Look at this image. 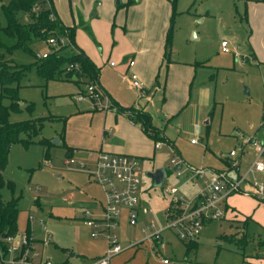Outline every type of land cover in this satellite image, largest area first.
Masks as SVG:
<instances>
[{"label":"rangeland","instance_id":"374dc122","mask_svg":"<svg viewBox=\"0 0 264 264\" xmlns=\"http://www.w3.org/2000/svg\"><path fill=\"white\" fill-rule=\"evenodd\" d=\"M52 4L63 23L73 24L77 33L83 31L86 36L91 31L84 29L83 23H88L90 12L94 13L92 17H99L94 21L101 32L98 44L94 43L97 52L113 45L111 53L115 54L125 42L134 46L132 51L135 56L140 55L146 73H153L147 81L137 75L141 89L134 88L139 94L140 90L146 93L139 96L136 105L146 108L160 122L162 135L167 132L175 143V151L162 140H158L161 145L154 150L153 142L143 138H134L130 144V151L140 154V204L151 212L140 215L134 225L127 222L125 211L122 212L116 232L120 245L129 247L114 255L110 264H239L243 257L264 259V200L249 196H245L242 206L235 204L241 212L229 203V210L225 211L224 202L221 203L224 216L204 224L197 248L187 255L186 240L177 238L171 229L161 234V252L154 249V240L149 238L135 244L145 235L141 231L145 224L166 222L165 208L173 198L181 194L188 200L196 191L191 180L175 174L172 157L195 167L225 168V161L231 158L230 149L239 153L243 146L240 156L250 163L252 148L245 141L250 137L264 139V5L259 0H52ZM0 20L4 24L1 12ZM171 23V45L164 58L163 43ZM122 33H126V40ZM222 39L226 40L228 51L221 50ZM32 49L34 54L20 48L4 52L6 59L27 65L19 87L21 110L11 111L8 119L44 117L43 126L29 146L20 142L10 145L1 170L4 181L0 192L3 200L18 197L17 238L26 235V228H30L26 238H30L38 253L36 260L42 257L55 264H86L106 248L105 238L92 237L82 218L83 209L103 202L100 184L88 174L95 162L88 147L95 142L98 147L101 137L105 139L103 130L109 132L108 122H113V116L103 100L93 106L88 98L81 102L73 98L79 89L86 88L87 78L81 76L76 82L45 80L33 61L47 52V44L38 41ZM100 75L103 80L109 77L102 70ZM190 81L191 100L180 110L190 99ZM201 86H205L202 100L195 96ZM0 102L7 105L9 99L0 95ZM30 102L32 111L25 107ZM176 111L177 122L159 116ZM195 125L196 134L203 139L193 144L189 139L196 135ZM39 138L49 139V145L44 146ZM109 141L120 142L115 137ZM63 143L74 150L71 164L65 163ZM157 166L168 170L160 186H154L152 179L145 176V171ZM9 182L13 183V191ZM169 186L177 191L166 192ZM236 194L226 199L231 202V196ZM249 213L255 218H250ZM245 226L244 245L225 239L241 234ZM48 233L49 241L43 244ZM162 256L169 263H162ZM7 258L4 256L3 261Z\"/></svg>","mask_w":264,"mask_h":264},{"label":"built area","instance_id":"2783aa9c","mask_svg":"<svg viewBox=\"0 0 264 264\" xmlns=\"http://www.w3.org/2000/svg\"><path fill=\"white\" fill-rule=\"evenodd\" d=\"M49 17L53 19L54 13L50 12ZM46 42L54 44L56 48L62 45L72 46L71 42L64 37L59 38V42H57L56 38L51 36L46 39ZM220 45L222 51H228L225 39L221 40ZM45 55L46 53L41 56ZM109 63L114 64L113 61ZM128 64L131 66L132 61L130 60ZM73 67H77V64H68L66 70ZM127 79L132 87L141 89L135 72L129 70ZM144 93H146L144 90H140L141 95ZM74 98L78 101L88 98L93 103H100L103 100L107 103L105 107L110 108L108 96L96 82L87 83L86 88L75 94ZM250 138L245 143L250 142L253 157L247 168L241 173L240 155L244 152L243 146L240 147L239 153L236 149L229 150L231 158L227 159L229 168L226 169L193 167L182 159L172 157L170 162L175 167V174L181 176L183 173H187L188 179L196 186V191L188 200L183 199L181 194L173 198L164 212L166 222L161 225H156L153 221L145 224L141 228V231L145 232L142 238L154 240L156 246L154 249L161 252V244L157 245L156 242H159L163 231L171 229L175 236L181 240L197 238L206 221L224 216L220 204L230 194H250L264 200V139ZM189 141L194 144L201 141V137L196 134ZM160 145V141L154 143L155 147H160ZM91 156H93L92 152ZM94 157L93 169L88 171V174L100 184L103 202L100 201L96 208H85L81 212L84 223L90 229V235L92 237L103 236L106 248L103 254L91 259L87 264H109L110 259L123 249L116 232L122 212L125 211L127 222L134 225L140 215L151 212V209L140 204L138 193L141 167L137 157L103 150L96 151ZM73 161L71 156L65 159L66 164H71ZM80 165L84 166L83 163ZM252 172H257L262 177L255 178L251 176ZM176 191L177 188L174 186H169L166 189V192L171 194ZM15 235V237L10 235L2 239L1 264H55L48 258L41 257L36 260L38 253L32 246L30 238L28 240L26 235L17 238V233ZM49 237V233L45 235L42 240L43 244L48 243ZM4 256H8L6 261H3ZM162 261L167 263L169 260L162 258Z\"/></svg>","mask_w":264,"mask_h":264},{"label":"trees","instance_id":"16d2710c","mask_svg":"<svg viewBox=\"0 0 264 264\" xmlns=\"http://www.w3.org/2000/svg\"><path fill=\"white\" fill-rule=\"evenodd\" d=\"M0 12L4 17V24H1L0 20V49H4V51H0V95L9 99L7 105L0 102L1 186L4 181L1 170L6 165L10 145L20 142L24 147H27L30 143L35 142L34 137L39 134L44 119V117L17 121H10L8 119L11 111L19 112L21 110L19 87L27 65L6 59L4 52H11L13 49L20 48L28 53L34 54L32 49L33 43L38 41L46 42V39L51 36L55 37L57 42H59V38L64 37L71 42V47L62 45L56 48L54 44H48L46 42V55L37 57L33 61L39 75L44 77L45 80L65 79L73 82L78 81L79 77L82 76L88 79L87 83L96 82L98 84L100 69L82 48L75 43V26L63 24L56 14L51 0H5V2L0 0ZM50 12H53L55 15L53 19L49 17ZM171 28L172 23L169 25L165 35L164 58L168 57V49L171 45ZM68 64H77V67L66 70ZM103 92L108 96L107 92L104 90ZM108 99L110 101V108L127 114L130 119L139 124L142 132L154 143L162 140L171 143L173 146L171 140L163 136L162 130L152 122L149 112L133 106H122L109 96ZM25 107L27 110L32 111L34 106L30 102ZM262 116L264 117V113ZM61 137H63V132L61 133ZM38 141L42 142L46 147L50 143L47 138H39ZM63 146L65 148V155L71 156L73 149L65 143H63ZM44 155L45 159L49 158L47 151H45ZM9 184L11 191H13V183L9 182ZM17 201L18 197L14 196L8 200H3L0 192V246H2V239L4 237L17 233ZM29 229V227L26 228V236L29 234ZM246 231L247 226L242 229L241 234L225 236V239L236 244L242 242L241 245H244L247 241ZM184 246L186 253L195 249L197 247L196 238L186 240Z\"/></svg>","mask_w":264,"mask_h":264},{"label":"crops","instance_id":"0c3cea01","mask_svg":"<svg viewBox=\"0 0 264 264\" xmlns=\"http://www.w3.org/2000/svg\"><path fill=\"white\" fill-rule=\"evenodd\" d=\"M252 1H255V0H252ZM259 1H260V3L262 5H264V0H259ZM54 10H55V8H54ZM55 12H56V10H55ZM56 14L58 15L57 12H56ZM93 14H94L93 12H90L91 18H89L88 23H83L84 29H86L87 31L90 30L91 33H87L88 36H86L83 33V31H80V33H77L76 30H75L74 41L80 48H82V50L89 56V58L99 67V69H100L99 76H98V84H99V86L105 92H107L108 96L112 100H114L118 104H120L122 106H133L135 108H138V109H141V110L149 112L146 108L138 107V105H136V101L139 99V96H142V95L137 93L136 89L130 85V83H129L128 79H127V72L129 70H132L133 72L137 73L136 75H138L140 77V79H143L144 81H147L148 78H150L153 73H146L147 68L143 67L140 64V55L136 54V56H135V52L132 51V48H134V46L131 45V44H128L127 42H125V46H124V48L122 50H119V51L115 50L116 51L115 54L111 53L113 45H111L110 47L105 48L104 51H103V48H102L100 52H97L96 51V47L94 46V43L96 44L98 37L101 36V32H98V30L96 28V25H94V21L97 22L99 20V17L98 16L97 17H92ZM58 17H59V15H58ZM63 24H65V23H63ZM65 25H73V24H65ZM92 34L94 35L95 38H92L90 36ZM98 34H99V36H98ZM89 37H91V39ZM122 37H124V40H126L125 39L127 37L126 33H122ZM97 44H98V42H97ZM163 53H164V43H163ZM128 54H131V56L127 57ZM130 60L132 61V65L131 66H129V64H128ZM110 61H113L114 64L111 65L109 63ZM108 65L110 67H108ZM151 67H152V70H153V68H155L154 63L152 64ZM101 70H102V72H104L107 75H109V77H107L105 79L106 81L101 79V77H100L101 76L100 75ZM123 73H124V77H123ZM125 81H127L128 84H126ZM190 86H191V81L189 82V85H188L190 99L188 98V100L183 104V106L180 108V110L182 108H184L187 105V103H189V101L191 100ZM79 90H80L79 92L83 91L82 88L79 89ZM203 91H205V86H201L199 88V92H198V89H197V92H196L195 96L196 97L199 96V98L201 96V100H202ZM79 92H77V93H79ZM74 95H73V98H74ZM83 100H79V101L77 100V101L81 102ZM91 103H93V102H91ZM93 106H96V103H93ZM108 109L110 110V112L112 114L111 116H113V122L112 121L108 122L109 132H107L106 130H103L102 136L105 137V139L101 137V140L99 142L98 147H96L97 146L96 142L93 143L92 146L88 147L89 153L92 152L93 153L92 157H94V154L96 153V151L103 150V151H108V152H112V153L130 154V155H133V156L139 158V155H140L139 153L133 154L132 151H130V150H133V148H130V144L133 142V139L134 138H140V139L143 138L145 141L146 140L147 141H151V142H153V141L150 138H148L142 132L139 124L135 123L132 119H130L127 114L121 113L119 111H116V109H114V108H108ZM179 111H176V112H173V113H164L163 112L159 116L162 115L163 118L164 117L165 118L166 117L167 118L170 117V118H172L173 121L176 120V122H177L178 121V112ZM150 115H151L153 123L159 129H162V128H160L161 127L160 122L157 123L155 121L153 115L151 113H150ZM205 123H207V119L205 120ZM197 126L198 125H195V130H197ZM163 136H165L166 138L171 140V142H172L174 147L171 145V143H169V144L173 147V150L175 151L176 150L175 143H174L173 139L170 137V135L167 132H164ZM93 137H96V134ZM113 137L119 139L120 142L109 141L110 138H113ZM200 137H201V141H202L203 138H202V136H200ZM154 147L155 146H154V142H153V150H154ZM252 156H253V153H252ZM67 157L68 156H66V158ZM150 158H153V156H151ZM94 159H95V157H94ZM225 163H226V167L225 168H216V167H213V166H200V167H209V168H214V169H226V168H229L228 164H227V160L225 161ZM248 165H249V162L247 160H243L242 157H241L240 173L243 172L247 168ZM193 167H195V166H193ZM181 176H183L185 180H188L187 173H183ZM251 176H254L255 178H261L262 177V175L257 173V172H252ZM194 192H191V196L194 194ZM239 194H241L243 196H239ZM245 196L255 197L253 195L244 194V193H238L236 195H233V196H231V199H232L231 202H229L227 199L224 201V210L225 211L229 210V206L235 210V208H236L235 204L236 203L242 206V203L244 204V201L247 199V198L245 199ZM256 199H258V198H256ZM228 203L230 204L229 206H228ZM96 207L97 206L95 205V207H92V208H96ZM238 208H240V207H238ZM238 208H236V209L239 212H241ZM248 216H250V218H255L253 216V214H250V213L248 214ZM247 219H248V217H247ZM208 221H210V220H208ZM208 221H206L205 223H207ZM119 223H121V222H119ZM162 239L160 238L159 242H156L157 245L161 244V250L164 248V244L162 242ZM197 239H198V237L196 238V241H197ZM34 240H36V239H34ZM139 242H144V239L141 238V239L137 240V244ZM197 245H198V242H197ZM128 247H129V245L123 247L122 251L125 250V249H128ZM185 253H186V249H185ZM73 254H75V253H72V255ZM187 254L188 253H186V255ZM97 256H100V255H97ZM97 256H93V258H95ZM93 258H91V259H93ZM112 258L110 259L109 264L111 263ZM162 258H167V257L166 256H162L161 257V261H162ZM263 260L264 259L261 260V256H258L256 259L255 258L245 259L243 257L241 259V262H239V264H262ZM162 263H164V262L162 261ZM167 263H169V262H167Z\"/></svg>","mask_w":264,"mask_h":264},{"label":"water","instance_id":"95a60500","mask_svg":"<svg viewBox=\"0 0 264 264\" xmlns=\"http://www.w3.org/2000/svg\"><path fill=\"white\" fill-rule=\"evenodd\" d=\"M195 37V34H193ZM56 140V139H55ZM175 169V167H173ZM167 175V169L164 166H157L145 171V176L152 179L154 186H160L162 179Z\"/></svg>","mask_w":264,"mask_h":264}]
</instances>
